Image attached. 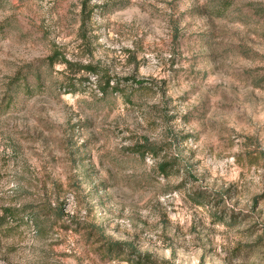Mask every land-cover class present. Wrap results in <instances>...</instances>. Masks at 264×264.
<instances>
[{
    "label": "rangeland",
    "instance_id": "rangeland-1",
    "mask_svg": "<svg viewBox=\"0 0 264 264\" xmlns=\"http://www.w3.org/2000/svg\"><path fill=\"white\" fill-rule=\"evenodd\" d=\"M0 217V264H264V0H0Z\"/></svg>",
    "mask_w": 264,
    "mask_h": 264
},
{
    "label": "trees",
    "instance_id": "trees-1",
    "mask_svg": "<svg viewBox=\"0 0 264 264\" xmlns=\"http://www.w3.org/2000/svg\"><path fill=\"white\" fill-rule=\"evenodd\" d=\"M58 56L59 55H57V52L54 50L52 52V54L47 59L48 64L52 65L53 62L58 59ZM60 61L66 65L67 69L71 68V66H76V68L73 70L74 74L79 73V71H81V70L88 71L89 73H92V74H96V76L99 74L94 66L75 64V63H72L65 58H61ZM98 76H101V78H102L103 75H98ZM138 84L141 85L140 83H138ZM104 85H105V87L101 88L102 93H105L106 89L109 87L108 80L105 81ZM71 86H72V83H70V78H68L67 81L64 82V84L62 85V87L65 88L64 90L71 89ZM65 92H68V91H65ZM138 152H141V151L138 150ZM165 171H166V166L163 164L160 167V172L163 174ZM12 215H13V212L10 209H4V213L1 216H4V217L6 216L8 218H11ZM0 224H1V217H0ZM127 248H129V245L125 242H114L113 244L108 245V250L110 252H119V251H121L123 249H127Z\"/></svg>",
    "mask_w": 264,
    "mask_h": 264
}]
</instances>
